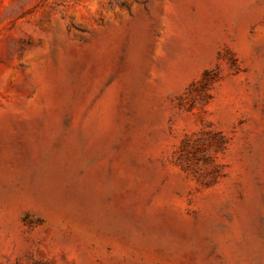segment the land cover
Masks as SVG:
<instances>
[{"label":"rangeland","instance_id":"obj_1","mask_svg":"<svg viewBox=\"0 0 264 264\" xmlns=\"http://www.w3.org/2000/svg\"><path fill=\"white\" fill-rule=\"evenodd\" d=\"M0 264H264V0H0Z\"/></svg>","mask_w":264,"mask_h":264}]
</instances>
